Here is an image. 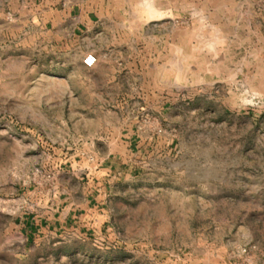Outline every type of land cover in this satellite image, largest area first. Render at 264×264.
Listing matches in <instances>:
<instances>
[{
	"label": "rangeland",
	"instance_id": "rangeland-1",
	"mask_svg": "<svg viewBox=\"0 0 264 264\" xmlns=\"http://www.w3.org/2000/svg\"><path fill=\"white\" fill-rule=\"evenodd\" d=\"M31 1L0 0V264H264V0H99L97 39ZM94 180V223L21 231Z\"/></svg>",
	"mask_w": 264,
	"mask_h": 264
},
{
	"label": "crops",
	"instance_id": "crops-1",
	"mask_svg": "<svg viewBox=\"0 0 264 264\" xmlns=\"http://www.w3.org/2000/svg\"><path fill=\"white\" fill-rule=\"evenodd\" d=\"M30 12L29 17L33 18L34 22L40 24L41 27L45 28H62L68 22L70 29L74 35H79L87 32L93 38H98L103 33L102 16L104 2L96 0L94 2H89V0H34L29 3ZM92 52L98 58H100L99 47L92 42L87 48L82 50L81 57L85 55V52ZM82 62V61H81ZM97 64V62H96ZM96 64L91 67L94 72ZM83 65V64H82ZM129 135V140L127 141V146L133 148L137 147L142 140V132L137 128L129 129L127 131ZM106 160V158H104ZM126 162L120 161V163ZM111 163L107 164L105 167H97L99 171H92L93 168L88 166H80L77 168L78 172H85V169L91 172L105 173L111 171ZM94 182V188L96 192L94 194L87 195L82 203L80 209L83 208V213L79 214L80 210L77 204L74 202H64L62 201L60 205L47 206L41 214L38 213H25L24 215L16 217L20 223V229L27 236L35 237L41 232H53L56 233L62 228H81L85 223L89 224V220L95 222L96 217H94V207H96V196L100 197L102 193V182ZM64 202V203H63ZM85 222V223H84Z\"/></svg>",
	"mask_w": 264,
	"mask_h": 264
},
{
	"label": "built area",
	"instance_id": "built-area-1",
	"mask_svg": "<svg viewBox=\"0 0 264 264\" xmlns=\"http://www.w3.org/2000/svg\"><path fill=\"white\" fill-rule=\"evenodd\" d=\"M82 64L86 68H91L93 67L96 62H97V56L92 53V52H87L83 57H82Z\"/></svg>",
	"mask_w": 264,
	"mask_h": 264
}]
</instances>
